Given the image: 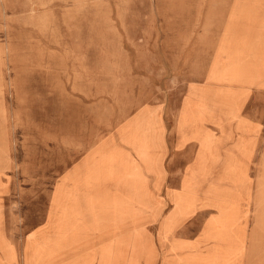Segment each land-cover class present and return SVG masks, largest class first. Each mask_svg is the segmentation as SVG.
<instances>
[{
  "label": "rangeland",
  "instance_id": "1",
  "mask_svg": "<svg viewBox=\"0 0 264 264\" xmlns=\"http://www.w3.org/2000/svg\"><path fill=\"white\" fill-rule=\"evenodd\" d=\"M234 1L0 0V264H264V166L209 79Z\"/></svg>",
  "mask_w": 264,
  "mask_h": 264
},
{
  "label": "crops",
  "instance_id": "2",
  "mask_svg": "<svg viewBox=\"0 0 264 264\" xmlns=\"http://www.w3.org/2000/svg\"><path fill=\"white\" fill-rule=\"evenodd\" d=\"M222 30L220 58L209 72L210 83L225 88L228 104L234 107L236 102L232 98L240 94L243 157L247 144L252 164L261 167L264 166V0H235ZM110 247L101 244L95 255L70 264H99V254L104 252L124 254L125 264H136V251L131 247L109 250Z\"/></svg>",
  "mask_w": 264,
  "mask_h": 264
}]
</instances>
